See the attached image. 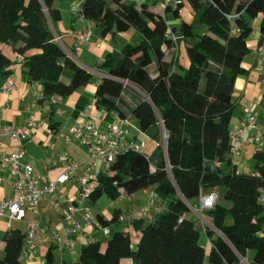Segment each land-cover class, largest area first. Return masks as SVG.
Wrapping results in <instances>:
<instances>
[{"label":"trees","instance_id":"trees-1","mask_svg":"<svg viewBox=\"0 0 264 264\" xmlns=\"http://www.w3.org/2000/svg\"><path fill=\"white\" fill-rule=\"evenodd\" d=\"M56 1L0 0V73L7 77L21 66L22 76L38 82L45 98L68 96L94 81L56 29L62 16ZM75 2L79 9L72 12L96 22L104 35L130 28L141 34L138 42L104 56L98 68L105 75L94 99L107 119L134 118L157 142L152 153H119L94 178L88 199L117 200L151 188L166 205L154 219H133L130 231L117 225L119 214L99 213L101 224L110 228L106 242L84 245L72 264H234L250 250L253 264H264V152L256 153L250 172L239 170L230 154L235 81L247 72L243 61L259 15L264 34V0H190L193 21L182 19L174 27L167 13L178 17L182 2L163 12L136 0ZM180 42L187 66L179 63V53L166 50ZM203 190L217 194L203 213L221 232L214 237V230L204 228L212 242L208 262L200 241L203 227L189 215V202ZM134 232H139L136 241ZM25 237L20 228L5 233L0 264H27L20 258Z\"/></svg>","mask_w":264,"mask_h":264},{"label":"crops","instance_id":"crops-1","mask_svg":"<svg viewBox=\"0 0 264 264\" xmlns=\"http://www.w3.org/2000/svg\"><path fill=\"white\" fill-rule=\"evenodd\" d=\"M75 1L70 0V4L65 5V7H61V4L55 2V7L61 10L62 15L61 20L56 24V28L58 33L72 47L71 54L74 59L93 74V82L85 87H79L68 96L54 95L51 98H45L38 82H29L22 76L21 66L17 65L15 68L13 73L15 87L8 93L2 89L6 77L0 73V154H10L15 149V142L8 133L4 132L5 126L17 128L30 116H34L39 122V126L33 130L32 136L26 141L25 159L34 164L40 180L43 183H48L56 179L70 162L79 164L72 179L60 186L54 195L46 196L38 207L28 209L23 220H13L8 214L0 217V255L3 254L4 235L8 230L20 228L27 235L33 224L39 223L41 225L36 233L37 245L29 251L24 260L27 264H72L79 259L80 250L84 245L93 241H100L104 244L107 235L97 217L99 213L106 218H111L113 214H119L117 225L119 227L125 226V230L130 231L133 219L131 220L129 216L134 210L145 204L149 192V189H143L140 190L141 195L138 192L124 194L123 197L115 200L119 205L114 207L113 211L107 207L96 209V206L89 203L91 202L89 199L84 200L82 205L89 209L98 224L84 226L82 232L75 236L76 248L70 249L58 244L57 238L65 236L66 229L70 225V221L65 218L64 210L70 203L76 204L81 198L79 179L90 176L95 178L99 172L107 169L104 162L100 161L98 166L89 172L86 168V163L89 160L88 147L77 140L68 141L67 136L71 134L74 126L90 118L104 128L107 119L106 112L94 101L97 83L105 75L100 71L98 65L108 52L120 51L125 45L142 38L135 28H130L125 32L102 34L101 27L96 22L82 16H76L72 12ZM136 1L138 3L146 2L153 7L162 2L161 0ZM157 10L162 12L165 10L163 2L160 9ZM66 14L69 16L68 23L65 21ZM190 14H194L190 0H182V8L178 17L173 18L171 11L167 13L170 26H178L180 21L185 18L189 21ZM261 20L262 15L254 20V30L248 38L250 49L243 61L247 72L237 77L233 91L235 107L231 121V132L245 124V113L248 111L256 115L258 123L257 128L251 133L259 139L246 140L241 155L233 161L239 170L246 172L253 171L256 153L264 152V74L256 62L259 48H264V34L260 29ZM77 23L80 24L78 27ZM80 32H89L90 41L79 44L76 40V34ZM166 50L170 54H173L174 51L179 53V63L182 66L188 65L189 60L183 42ZM6 52L12 53L8 47ZM127 128L129 130L128 139L137 144H142L147 153H152L147 148L150 144V137L139 129L137 120L128 118ZM13 182L14 177L10 170L0 166V201L12 197ZM165 205V202L159 200L154 208L141 217H145L147 220L154 219ZM121 216L126 219L122 221ZM75 219L83 221L82 214L77 213ZM10 223L11 227H9ZM138 234L139 232H134V241L137 240ZM214 237L216 236L214 235ZM201 244L203 245V243ZM204 248L208 262V255L212 248V242L209 238ZM246 256L244 257L245 260ZM239 264H242L241 260Z\"/></svg>","mask_w":264,"mask_h":264},{"label":"built area","instance_id":"built-area-1","mask_svg":"<svg viewBox=\"0 0 264 264\" xmlns=\"http://www.w3.org/2000/svg\"><path fill=\"white\" fill-rule=\"evenodd\" d=\"M165 6H175L182 0H161ZM79 4L74 3L72 11L77 12ZM56 39L61 40V37L56 34ZM91 35L89 32H80L76 34V40L79 44L89 42ZM176 40V37H174ZM256 62L264 74V48H259L256 57ZM15 87L13 74L7 76L2 84L4 92L8 93ZM95 101V99H94ZM91 107V106H90ZM104 112H106L104 110ZM39 126V122L34 116H30L26 121L17 128L5 126L4 132L8 133L11 139L15 142V149L10 154H0V166L7 167L14 177L13 195L11 198L0 201V217L8 214L13 220H23L26 211L30 208H36L46 196L54 195L60 186L66 184L72 179L79 164L70 162L67 168L54 180L48 183H43L36 174L35 166L32 162L26 161L25 144L32 136V132ZM258 126L256 115L248 111L245 113V124L231 132L232 146L231 157L236 160L242 153L246 140L259 138L252 135L251 131ZM129 130L127 128V119H120L117 116L111 119H106L105 126L102 128L92 118L78 123L72 129V132L67 136V140H77L88 147L89 160L86 163V168L90 172L92 168L97 167L99 162H104L107 169L111 166L117 155L121 152L131 150L145 151L142 144H137L128 139ZM164 138V137H163ZM79 185L81 187V198L78 202L70 203L64 210L65 218L70 221V225L66 229V235L58 237V244L62 247L74 249L77 246L75 236L82 232L85 225L98 224L88 208L82 205L83 201L88 199L90 191L95 187L94 177L80 178ZM148 196L145 204L131 213L130 219L141 217L147 214L156 204L157 194L151 188H148ZM122 194L120 197H123ZM217 201V194L209 192L202 195L198 199L197 207L200 212L204 209L212 208ZM260 201L264 203V194L260 197ZM197 213V210H195ZM77 213L82 214L83 221L75 219ZM198 214V213H197ZM199 215V214H198ZM123 221L126 218L121 216ZM11 227V223L9 224ZM41 227L39 223H35L30 227L28 234L25 237L24 245L21 252V260H25L31 249L37 245L36 233ZM106 235L110 233L108 226H102ZM241 258V263L246 264L244 257ZM206 264V263H205Z\"/></svg>","mask_w":264,"mask_h":264},{"label":"rangeland","instance_id":"rangeland-1","mask_svg":"<svg viewBox=\"0 0 264 264\" xmlns=\"http://www.w3.org/2000/svg\"><path fill=\"white\" fill-rule=\"evenodd\" d=\"M152 0H149V2H151ZM56 2H58L59 4H61V7H65V5H69L70 4V0H58V1H56ZM162 6V2L161 3H159V4H157V6L155 7L156 9H160V7ZM191 15V14H190ZM67 19H69V16L66 14V17H65V21L67 22ZM186 19V18H185ZM189 21L190 22H192L193 21V19H194V14L193 15H191L189 18ZM170 20H171V18H170ZM68 23V22H67ZM69 23H70V21H69ZM80 24L79 23H77V27L79 26ZM57 29V28H56ZM141 38H139V39H136V40H134L133 42L135 43V42H138V40H140ZM63 41H64V43L66 42V39H63ZM9 48V47H8ZM68 79L67 78H65V81H67ZM149 142H150V144L148 145V151H150V152H153L154 150H155V148L157 147V142L155 141V140H153L152 138H150L149 139ZM162 144H163V146H165L164 145V138L162 137ZM205 193V190H203V194ZM138 194H140L141 195V192L140 191H138ZM218 194L220 195V193L218 192ZM159 200H160V198L157 196V200H156V204H155V206L157 205V203L159 202ZM90 204H92V205H94V206H96L95 208L96 209H98V207H101V208H109L110 209V211H113V208L114 207H117L118 205H119V203L118 202H116L115 200H112L111 198H109L108 196H106V195H103V196H101L98 200H97V202H95V203H91V202H89ZM197 203H198V199H193V200H191L190 202H189V207H190V213H189V215L190 216H192V217H194V219H196V221L198 222V224L201 226V227H203V229H202V231H201V236H200V241H201V243H203V245L204 246H206V244H207V242H208V238H207V236H206V234H205V232H204V228H209V229H212V230H214V232H215V236H219V235H221V232L218 230V229H216L215 228V226H214V224H213V222H212V219L211 218H209L207 215H205L203 212H200L199 210H198V207H197ZM154 208V207H153ZM195 210H197V213L199 214H197L196 212H195ZM154 212H155V210H154ZM252 255H253V251L252 250H250L249 252H248V255L246 256V260H247V262L249 263V264H253V260H252ZM240 260H241V258H240ZM234 264H239V263H234Z\"/></svg>","mask_w":264,"mask_h":264},{"label":"water","instance_id":"water-1","mask_svg":"<svg viewBox=\"0 0 264 264\" xmlns=\"http://www.w3.org/2000/svg\"><path fill=\"white\" fill-rule=\"evenodd\" d=\"M162 134H163V137H164V145H165V148H166V146H167V131H166V129L163 127V129H162Z\"/></svg>","mask_w":264,"mask_h":264},{"label":"bare ground","instance_id":"bare-ground-1","mask_svg":"<svg viewBox=\"0 0 264 264\" xmlns=\"http://www.w3.org/2000/svg\"><path fill=\"white\" fill-rule=\"evenodd\" d=\"M241 257V256H240Z\"/></svg>","mask_w":264,"mask_h":264}]
</instances>
